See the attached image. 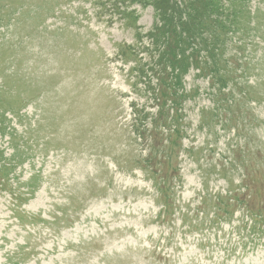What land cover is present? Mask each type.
I'll list each match as a JSON object with an SVG mask.
<instances>
[{
    "label": "rangeland",
    "instance_id": "374dc122",
    "mask_svg": "<svg viewBox=\"0 0 264 264\" xmlns=\"http://www.w3.org/2000/svg\"><path fill=\"white\" fill-rule=\"evenodd\" d=\"M137 1L0 0V264H264V0Z\"/></svg>",
    "mask_w": 264,
    "mask_h": 264
},
{
    "label": "trees",
    "instance_id": "16d2710c",
    "mask_svg": "<svg viewBox=\"0 0 264 264\" xmlns=\"http://www.w3.org/2000/svg\"><path fill=\"white\" fill-rule=\"evenodd\" d=\"M150 2L155 10L156 16H158V19L160 21L159 26H155V29L158 31V34H162L163 37L166 39L174 35V43L176 44V52L179 54H185L184 52L189 49L190 42L194 40V36L198 34V32L201 29H204L206 27H212L208 25H203V19L205 21H212L217 23V21H213L210 19L211 13H216L214 10L215 5L218 2V0H188V2L185 4L184 7H187L185 9L180 10L177 7V4L174 0H138L137 3L144 4ZM183 7V8H184ZM214 7V8H213ZM216 9V8H215ZM186 12L185 15L187 18L184 20V22H181L180 20V13ZM178 16L177 19L174 17ZM176 26H181L180 30L183 31L182 34L176 33ZM229 25H225L224 28L229 29ZM223 28V29H224ZM197 33V34H196ZM213 36L208 37L201 41V50H203L204 53L208 54L210 56V60H214L215 54H219L221 44L223 43L218 35L212 34ZM215 35V36H214ZM166 46V43H165ZM167 49L170 51L169 42L167 45ZM191 52L185 54L186 57H182L180 60L184 63L186 66L187 59L194 57V52L196 49L191 48ZM175 50H173L174 52ZM187 58V59H186ZM178 60V62L180 61ZM206 62V61H203ZM189 66V65H187ZM197 66V65H195ZM184 67V66H183ZM207 67V66H204Z\"/></svg>",
    "mask_w": 264,
    "mask_h": 264
}]
</instances>
